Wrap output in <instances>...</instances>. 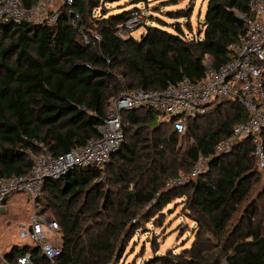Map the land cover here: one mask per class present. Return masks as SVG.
<instances>
[{
	"label": "trees",
	"instance_id": "1",
	"mask_svg": "<svg viewBox=\"0 0 264 264\" xmlns=\"http://www.w3.org/2000/svg\"><path fill=\"white\" fill-rule=\"evenodd\" d=\"M36 1L21 0L24 7ZM119 1L74 0L50 25L0 23V179L27 174L44 151L59 156L98 138L110 100L124 89L159 91L184 77L196 82L205 59L218 69L245 32L238 15L249 14V0H208L197 36H186L177 21L168 31L154 18L158 25L139 40L124 39L115 32L137 9L104 7ZM167 15L185 19L191 31L189 8ZM92 34L99 40L85 42ZM158 117L148 108L123 112V143L103 170L75 168L44 182L36 209L58 223L60 254L51 263L37 245L24 243L35 264L117 263L136 230L179 198L195 224L190 247L143 264H264V178L252 142L214 155L246 111L220 104L188 119L182 135ZM260 138L264 145V130ZM200 158L208 159L204 172L167 187ZM18 249L4 254L8 264H17Z\"/></svg>",
	"mask_w": 264,
	"mask_h": 264
},
{
	"label": "built area",
	"instance_id": "2",
	"mask_svg": "<svg viewBox=\"0 0 264 264\" xmlns=\"http://www.w3.org/2000/svg\"><path fill=\"white\" fill-rule=\"evenodd\" d=\"M74 0H37L31 7H24L21 0H0V23L53 24L59 10L71 6ZM249 14L238 15L245 32L229 46L230 58L215 69L205 59L204 76L193 82L184 77L168 83L162 90L145 91L124 89L108 104L106 117L97 130L98 138L89 139L83 146L75 147L59 156L44 151L35 157L31 170L21 176L0 179V208L14 195H23L32 204L29 227L22 226L17 236L24 243L37 245L51 263L60 254L56 238L60 227L44 213H38L44 182L57 180L75 168L104 169L120 149L123 139L122 114L125 111L148 108L157 112L164 121H172L173 129L185 133L188 119L204 116L218 105L235 103L247 113V120L238 123L230 135L218 142L215 156L230 153L238 142L250 139L257 168L264 178V145L260 138L264 130V0H249ZM146 15L140 10L131 12L127 21L118 27L116 37L124 38L143 25ZM98 41V36H84V41ZM208 159L200 158L189 173H181L167 183L168 188L181 187L206 170ZM104 174V173H103ZM17 264H35L29 251L16 258ZM0 264H8L0 256Z\"/></svg>",
	"mask_w": 264,
	"mask_h": 264
},
{
	"label": "rangeland",
	"instance_id": "3",
	"mask_svg": "<svg viewBox=\"0 0 264 264\" xmlns=\"http://www.w3.org/2000/svg\"><path fill=\"white\" fill-rule=\"evenodd\" d=\"M207 2L208 0H177V2L174 0H120L116 3L105 4L104 7L112 13L120 12L121 5L126 6L127 10L136 8L142 11L146 15L144 25L124 37V39L132 37L139 40L146 33L147 27L158 25L154 18L165 22L167 26H164V29L168 31H172L170 24L177 21L182 25L186 36H197L198 30L202 28ZM184 8H189L191 11L189 18L191 31L185 28V19L174 20L167 15V12ZM98 12V10L94 11L95 17L99 16ZM201 37L202 35L199 36V38ZM158 119L164 121L160 117ZM128 141L127 137L125 142L128 143ZM186 147H188L187 141L184 143L183 149ZM106 173L109 174V172ZM107 174H103L104 177L101 181L105 180ZM261 183H264V179L261 180ZM183 203L182 198L173 199L170 204L163 207L161 213L151 218V222L143 224L136 230L127 243L121 259L117 263H114V259L110 264H143L154 254H165L169 251L178 254L183 249L189 248L194 236L195 224L189 220V212L186 211ZM32 212V204L23 195H14L9 198L8 203H5L4 210L0 213V256L5 250L10 251L15 247L12 245L19 247L17 254L22 252L24 241L18 238L17 230L21 225L29 227ZM46 215L52 218L49 214ZM56 238L58 239V237Z\"/></svg>",
	"mask_w": 264,
	"mask_h": 264
},
{
	"label": "crops",
	"instance_id": "4",
	"mask_svg": "<svg viewBox=\"0 0 264 264\" xmlns=\"http://www.w3.org/2000/svg\"><path fill=\"white\" fill-rule=\"evenodd\" d=\"M8 202H9V199L6 201V203H8ZM4 205H5V204H4ZM1 208H3V210H4V206H2ZM3 210H2V211H0V213H2V212H3ZM10 245H12V244H10ZM13 246H16V245H12V247H13ZM7 252H8V250H5L4 252H2V254H1V255L4 257V254H5V253H7Z\"/></svg>",
	"mask_w": 264,
	"mask_h": 264
},
{
	"label": "water",
	"instance_id": "5",
	"mask_svg": "<svg viewBox=\"0 0 264 264\" xmlns=\"http://www.w3.org/2000/svg\"><path fill=\"white\" fill-rule=\"evenodd\" d=\"M3 210V208H0V211H2Z\"/></svg>",
	"mask_w": 264,
	"mask_h": 264
}]
</instances>
